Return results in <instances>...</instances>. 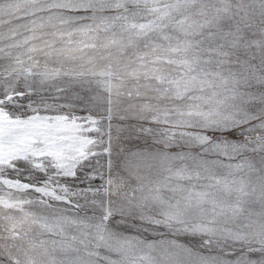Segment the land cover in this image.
I'll return each instance as SVG.
<instances>
[{
  "label": "snow or ice",
  "instance_id": "1",
  "mask_svg": "<svg viewBox=\"0 0 264 264\" xmlns=\"http://www.w3.org/2000/svg\"><path fill=\"white\" fill-rule=\"evenodd\" d=\"M0 264H264V0H0Z\"/></svg>",
  "mask_w": 264,
  "mask_h": 264
}]
</instances>
